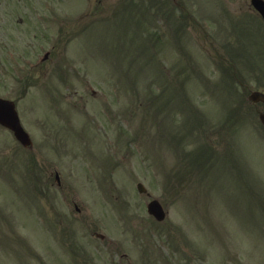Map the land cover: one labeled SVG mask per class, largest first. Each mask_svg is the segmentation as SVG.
<instances>
[{"label": "rangeland", "instance_id": "374dc122", "mask_svg": "<svg viewBox=\"0 0 264 264\" xmlns=\"http://www.w3.org/2000/svg\"><path fill=\"white\" fill-rule=\"evenodd\" d=\"M125 1L0 0V98L15 103L23 127L29 125L40 140L46 108L60 107L62 117L52 114V121L64 124L69 139L63 145L61 171L69 187L61 208L55 205L57 195L49 194L57 217L45 212L46 200L38 194L32 210L41 206L35 213L50 220L62 212L66 228L57 231L59 239L74 232L71 239H62L63 254L72 258L71 245L81 250L80 264H264V130L256 126L251 108L234 107V80L224 75L230 69L198 54L196 41L188 38L185 45L184 24L167 13L181 14L182 8L189 12L207 29V39L236 63L238 79L257 90L264 89V27L253 16L236 15L238 3L247 13L241 1L178 0L175 7L167 0H139L142 8L132 10L129 3L130 8L122 10ZM235 19L246 27L244 35L234 28ZM144 30L142 42L137 36ZM160 30L163 45L158 47L154 32L159 35ZM159 66L168 71L163 73ZM172 80L176 88L168 85ZM136 107L138 113L148 110L138 116ZM102 108L112 112L113 119L110 113L103 120ZM128 143H137V149ZM199 144L207 145L204 166L198 163L202 160L181 166L179 159L194 160L192 148ZM100 152L112 167L107 179L98 183L103 192L90 183L96 176L85 171L92 169L89 163H96ZM173 156L177 160L171 162ZM28 163L25 155L23 164ZM49 164V169H58L56 157ZM158 166L168 179L181 176L185 183L173 184L188 185L187 194H173L167 187L170 180L151 175ZM88 180L93 200L91 192L85 194ZM77 181L86 184L81 188ZM138 182L146 194H138ZM151 199L168 208L163 226L150 224L143 204ZM189 201L204 209L185 208ZM74 203L78 208L84 204L82 213L74 210ZM35 213L38 227L41 221ZM176 227L181 229L177 232ZM94 231L105 240L93 238ZM32 235L27 238L37 242L39 231L32 230ZM181 243L189 249L180 258L176 247ZM40 259L39 264H52L46 257Z\"/></svg>", "mask_w": 264, "mask_h": 264}, {"label": "flooded vegetation", "instance_id": "af4514ba", "mask_svg": "<svg viewBox=\"0 0 264 264\" xmlns=\"http://www.w3.org/2000/svg\"><path fill=\"white\" fill-rule=\"evenodd\" d=\"M240 1L246 7L244 10L246 9L247 13L252 15L253 10L249 0ZM238 4V12L241 13L242 7L240 3ZM253 107L257 111L258 104ZM0 130L2 131L0 134L11 135L3 127H0ZM11 138L0 137V264H34L35 259H40V257H46L52 264H57L62 262L65 256L61 247L64 244L62 240L64 236L60 233L61 237L59 239V233H57L59 228L60 230L66 228L63 225L62 219L64 217H62V212L60 213L61 217L50 220L46 216L43 217L40 213H35L41 211L42 207L40 206L33 211L31 203L34 200H40L38 195L41 198L44 197L42 199L46 200L45 212L47 214L53 213L57 217V211L54 210L55 208L51 204V200L53 201L54 197L49 196V194L54 193L57 195L56 198L60 201L55 200V205L57 208H61L59 206L61 205V200H64L62 197L64 190L62 183L64 181L61 179L59 172L44 169L45 164L41 163V166L38 163L43 161L40 154L41 145H36L32 142V146L27 149L29 155L28 165H24L23 159L19 156L17 158L16 152L8 157L6 145ZM18 147L20 150H26L19 145ZM35 153L36 157H38L36 163L34 160ZM59 210L61 211V209ZM34 213L36 217L40 218H38V222L41 221L38 227L35 226V220H33L35 218L33 217ZM49 221L53 223V226L47 224ZM32 230L40 233L39 239L37 242L33 241L34 243L27 238L28 235H32ZM51 242L53 243L51 244ZM71 247L72 245L68 247V250H70L69 255L75 258V248L72 250ZM38 259L36 260L37 264H39ZM40 260L43 263V259Z\"/></svg>", "mask_w": 264, "mask_h": 264}, {"label": "water", "instance_id": "95a60500", "mask_svg": "<svg viewBox=\"0 0 264 264\" xmlns=\"http://www.w3.org/2000/svg\"><path fill=\"white\" fill-rule=\"evenodd\" d=\"M257 8L264 15V10L260 3L255 4ZM258 94H254L257 96ZM255 98V97H254ZM261 121L264 123V115L261 116ZM0 123L10 127L14 132L16 137L23 143L26 144L27 141L25 133L21 130L18 125L16 114L13 109V104L8 101H0ZM148 210L152 213L156 218L162 219V215L160 214V207L156 202L151 203L148 206Z\"/></svg>", "mask_w": 264, "mask_h": 264}]
</instances>
